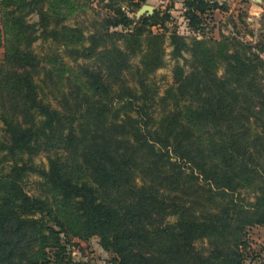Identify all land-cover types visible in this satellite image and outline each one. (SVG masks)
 I'll return each instance as SVG.
<instances>
[{"label": "trees", "instance_id": "16d2710c", "mask_svg": "<svg viewBox=\"0 0 264 264\" xmlns=\"http://www.w3.org/2000/svg\"><path fill=\"white\" fill-rule=\"evenodd\" d=\"M96 1L0 3V264L74 263L73 237H98L113 264H246L249 231L264 226V39L188 43L168 32L169 12L135 23L148 0H98L99 32L56 29L59 7L82 14ZM183 3L195 33L220 9ZM49 39L72 46L73 80L35 54ZM168 41L189 71L177 62L160 94L151 76ZM134 69L136 84L124 76Z\"/></svg>", "mask_w": 264, "mask_h": 264}, {"label": "rangeland", "instance_id": "374dc122", "mask_svg": "<svg viewBox=\"0 0 264 264\" xmlns=\"http://www.w3.org/2000/svg\"><path fill=\"white\" fill-rule=\"evenodd\" d=\"M2 0H0L1 3ZM85 1V0H84ZM98 1V0H97ZM95 2L94 10H90L87 13L80 12V9L70 10L59 7L58 12L62 15L64 14V19L61 22V26H55L58 31L63 30L62 27H67L68 29H73L77 26L85 27L86 33L90 32H99L101 27L99 26L100 20L106 16V10L102 5L96 6L98 2ZM220 9L215 10L212 17L207 18L201 33H195L190 29L189 22L185 19V8L184 0H156L152 3L148 1L140 9H135L130 13V17L135 21V23H140L143 18L148 17V15H154L156 12H169L173 18V21L166 23L168 32H173L177 30L181 36L186 38L188 43H192L194 39L201 41H210V40H221L222 36H236L242 39H245L249 43L257 45L260 43L261 39H264V0H215ZM155 7L150 13L149 11L142 12L144 6ZM6 17V11L1 8L0 5V28L3 29V21ZM25 22L28 25H33L39 21L38 14L25 15ZM207 26V28H206ZM155 33L163 32L164 30L160 27H153ZM11 38V37H9ZM49 39L48 42L43 40L37 41L33 45V49L36 55L45 56L47 54L55 55L56 65L58 68L61 66L63 69H60L64 73V78H69L73 80L74 69L76 65L73 57L68 55L69 49L72 46H65L64 42L57 41L54 44L51 43ZM70 44V42L68 41ZM119 45L122 50L126 49L124 42L122 41ZM21 47H26L24 43ZM173 48L170 46L169 41L166 43V51L164 55L165 65L162 69L157 70L152 76L151 79L157 84L160 89V94H163L165 90L173 82V67L179 62L183 67H185L186 72L189 71L186 67L187 62L184 60H175L172 57ZM4 55V49L0 47V59ZM186 59L190 58V54H183ZM131 62L136 65L139 62V58H136V55H132ZM84 63V61H80ZM61 64V65H60ZM66 67H63L65 65ZM55 67V69H58ZM73 70H71V69ZM222 69V68H221ZM222 70L219 75L222 76ZM124 76L129 80V83L136 84V70L134 69L131 72H125ZM50 100L54 101L53 95L49 94ZM55 105H57L55 103ZM57 107V106H56ZM255 129L251 128L253 132ZM34 162L37 165H45L47 167V158L45 153L38 154L34 157ZM38 179L33 177L27 186V190L30 193H37L36 182ZM250 195L247 191L244 192V195ZM248 202L253 203L255 200L250 195ZM52 201V198H50ZM249 242L251 245V254L246 264H264V226L254 227L249 231ZM75 243L74 246L70 245L73 254V262L76 264H113L112 259L113 255L106 252L102 248V242L98 237H94L89 240H80L78 238H72ZM33 250L36 249L35 244L32 245ZM68 263V264H74Z\"/></svg>", "mask_w": 264, "mask_h": 264}, {"label": "water", "instance_id": "95a60500", "mask_svg": "<svg viewBox=\"0 0 264 264\" xmlns=\"http://www.w3.org/2000/svg\"><path fill=\"white\" fill-rule=\"evenodd\" d=\"M154 10V7H151V6H148V5H146V6H144L143 8H142V12H144V11H149L150 13H152V11ZM148 16H151V15H148Z\"/></svg>", "mask_w": 264, "mask_h": 264}, {"label": "crops", "instance_id": "0c3cea01", "mask_svg": "<svg viewBox=\"0 0 264 264\" xmlns=\"http://www.w3.org/2000/svg\"><path fill=\"white\" fill-rule=\"evenodd\" d=\"M148 1H150L152 3L156 2V0H148ZM154 9H156V8L154 7Z\"/></svg>", "mask_w": 264, "mask_h": 264}]
</instances>
